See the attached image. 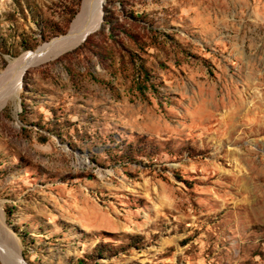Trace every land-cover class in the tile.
Returning <instances> with one entry per match:
<instances>
[{
	"label": "rangeland",
	"instance_id": "obj_1",
	"mask_svg": "<svg viewBox=\"0 0 264 264\" xmlns=\"http://www.w3.org/2000/svg\"><path fill=\"white\" fill-rule=\"evenodd\" d=\"M82 3L0 0V77ZM103 10L0 85V264H264V0Z\"/></svg>",
	"mask_w": 264,
	"mask_h": 264
},
{
	"label": "bare ground",
	"instance_id": "obj_2",
	"mask_svg": "<svg viewBox=\"0 0 264 264\" xmlns=\"http://www.w3.org/2000/svg\"><path fill=\"white\" fill-rule=\"evenodd\" d=\"M106 0H83L80 12L76 19L73 21L69 33L57 40H54L35 52L24 54L21 58L11 63L6 73L0 77V85L3 83L4 78H7L12 71H17L22 74L23 71L29 66H36L48 60L54 59L63 53L72 50L79 44L83 43L88 36L99 31L102 23L104 5ZM15 79L14 87L18 90V85ZM9 83V78L4 81ZM10 96L6 97L0 95V109L9 100ZM12 247V246H11ZM13 257L17 264H22L16 254L15 248H10Z\"/></svg>",
	"mask_w": 264,
	"mask_h": 264
},
{
	"label": "trees",
	"instance_id": "obj_3",
	"mask_svg": "<svg viewBox=\"0 0 264 264\" xmlns=\"http://www.w3.org/2000/svg\"><path fill=\"white\" fill-rule=\"evenodd\" d=\"M79 1H80V0H79ZM104 25H105V26H106V25H109V23L105 22ZM85 263H86V262H84V261H79V262H78V264H85Z\"/></svg>",
	"mask_w": 264,
	"mask_h": 264
},
{
	"label": "water",
	"instance_id": "obj_4",
	"mask_svg": "<svg viewBox=\"0 0 264 264\" xmlns=\"http://www.w3.org/2000/svg\"><path fill=\"white\" fill-rule=\"evenodd\" d=\"M103 14H104V13H103ZM102 16H103V15H102ZM102 23H103V18H102ZM102 23H101V27H100V29L102 28ZM100 29H99V30H100ZM84 41H85V40H84Z\"/></svg>",
	"mask_w": 264,
	"mask_h": 264
}]
</instances>
